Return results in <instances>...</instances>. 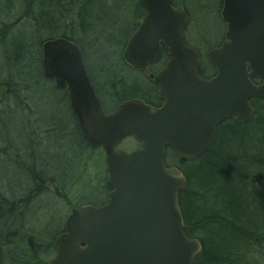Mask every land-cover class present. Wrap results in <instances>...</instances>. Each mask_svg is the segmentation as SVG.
Listing matches in <instances>:
<instances>
[{
  "label": "water",
  "instance_id": "obj_1",
  "mask_svg": "<svg viewBox=\"0 0 264 264\" xmlns=\"http://www.w3.org/2000/svg\"><path fill=\"white\" fill-rule=\"evenodd\" d=\"M139 1L146 16L123 59L144 71L168 53L170 62L154 78L164 101L159 108L136 99L108 114L80 47L67 39L42 45L44 76L68 90L85 142L106 154L113 189L105 206L72 211L50 264H201L203 245L186 235L180 207L188 181L178 167L167 166V150L181 162L195 161L218 126L255 117L251 100L261 99L264 110V0H223L227 30L223 45L209 55L216 69L210 80L199 76L200 54L186 45L185 11L171 0ZM129 137L141 147L118 150Z\"/></svg>",
  "mask_w": 264,
  "mask_h": 264
},
{
  "label": "trees",
  "instance_id": "obj_2",
  "mask_svg": "<svg viewBox=\"0 0 264 264\" xmlns=\"http://www.w3.org/2000/svg\"><path fill=\"white\" fill-rule=\"evenodd\" d=\"M7 1L9 6L1 10L2 0H0L2 28L0 45L9 46L4 52L5 56L1 57L3 65H0V94H3V98L13 99L12 104L17 108L22 106L20 101L22 97L27 104L24 105L25 117L17 122L20 123V128L15 142L12 134L4 129L8 122L12 124L13 120L11 122L9 119L7 110L5 113L0 111V144L5 145V149L12 148L9 149L12 150L9 157L0 159V163L11 164L13 170H17L19 174L23 173V176L27 175L32 182L27 188L28 195L17 201L11 199L19 195L21 188H17V192H12V181L11 184L6 185V188L3 186L5 192L2 189V193L8 195L9 199L0 201V264H49L48 260L38 256L39 251L34 249L33 242L22 249L17 242V240L22 242L25 238L23 235L19 237L26 213L20 209L29 208V204L41 190H44L42 184L45 176H56L52 178L54 183L58 181V177H61L53 173L52 164L42 163L40 152L42 151L43 156L48 151L45 141L48 136L68 131L79 138L81 148L77 145L76 149L75 147L71 149L75 162L82 159L83 155L93 154L96 151L85 143L77 117L70 107L74 124L61 129L49 119L39 116L36 108L29 106V101L34 99L32 92L51 86L57 96L63 95L69 103L67 90L57 89L54 83L44 77L42 45L49 40L64 38L79 45L84 52L81 39L74 34L71 35L69 30L73 25L71 23L79 26L82 35L87 30L89 2L87 0ZM172 1L176 7L184 5L177 0ZM14 3L19 5L21 13L20 19L11 23L9 19ZM133 3L136 9V26L122 43L123 50L146 14L139 0H133ZM203 9L209 8L203 6ZM221 9L220 0L219 11ZM218 14L220 16V12ZM25 26L30 28L36 37H33L30 31L22 33L21 29ZM13 31L17 35L8 38L9 33ZM111 32L110 28L106 30V36L110 37ZM15 50H18V53ZM121 62L123 64L121 69L116 65L101 69L103 86L93 82L104 105L106 106V101L109 100L120 103L132 99H142L152 105L155 102L156 86L144 76L138 75L140 79L133 81L128 76L129 69L123 61L122 54ZM20 83L25 84V89L19 97L15 86L18 87ZM252 103L258 110L256 117L247 124L240 125L229 120L219 126L215 140L205 155L197 161L181 163L174 155L176 165H173L185 173L189 183L187 190L180 194V206L186 225L185 233L189 238L201 241L204 249L201 264H264V111L261 109L260 100H254ZM65 128L68 129L67 132L64 131ZM37 133H41L43 142L41 144L37 141L40 137ZM167 163L169 164V161ZM38 178L43 181L40 185L37 183ZM4 180H9V177L5 179L0 174L2 184ZM101 185H104L102 194L107 193L109 190L107 183ZM22 192L26 194V190ZM62 232L63 229L51 235V241L45 246H43L46 243L44 240L38 245L45 253L54 256V244Z\"/></svg>",
  "mask_w": 264,
  "mask_h": 264
},
{
  "label": "rangeland",
  "instance_id": "obj_3",
  "mask_svg": "<svg viewBox=\"0 0 264 264\" xmlns=\"http://www.w3.org/2000/svg\"><path fill=\"white\" fill-rule=\"evenodd\" d=\"M71 1L72 0H69V2ZM87 1L89 2L87 8L88 18L86 19L87 30L83 33L84 36L80 33L79 26L74 23H71L73 25L71 26L69 33L71 35L74 34L75 37L81 39L84 48L85 61L91 79L95 84L98 82L103 86L104 83L100 76L102 68H111L112 65H116L120 69L123 67L121 62V54L123 50L122 43L125 42L129 33L134 30V27L136 26V9L133 0ZM177 2H182L184 4V7L182 6V8L188 11L191 18L189 27L185 31L186 40L190 45L200 50L203 64L206 69H209L210 64L208 62V55L212 49L222 43L225 33V26L218 14V12L221 14V11H219L220 0H184V2L182 0H177ZM7 6H9L8 1L2 0V9H0L4 10ZM203 6H207L209 9H203ZM13 8L9 19V22L11 23H15L20 19L21 13L19 5L14 3ZM1 19L5 20V18ZM73 22H75V20ZM109 28L112 29V32L110 33V37H107L105 31ZM1 29L0 26V30ZM14 31L9 33L8 38L9 36L17 35ZM29 31L31 32L32 30L30 28L28 29L26 26L21 29L22 33H27ZM31 34L33 37H36L34 32H31ZM8 48L9 46L7 44L0 45V65H3L1 57L5 56L4 52ZM15 52L18 53V50H15ZM127 71L128 76H130L133 81L140 79L136 72L130 70ZM210 71L212 70L210 69ZM24 85V83H20L18 87L15 86L18 90L19 97L25 89ZM6 90H9V88H6ZM1 94L0 111L5 113V110H7V113H9V119L11 122L13 120L12 124L8 122L5 128L3 125L1 128H4L7 133L9 131L12 134L13 142H15L18 137H16V134L18 135L17 131H19L20 128V123L17 122L22 120L26 115L24 105L27 104V101L22 97L20 100L22 101V106H20L21 108H17L12 104L13 99L3 98V94ZM31 94L34 99L29 101V106H31V108H36L39 116L49 119L50 122L57 124L61 129L67 125L74 124V119L69 109V103L65 100L63 95L57 96L51 86L43 87ZM117 103V101L112 100L106 101L107 110H114ZM67 130V128L64 129L66 132ZM2 131L1 133L3 134L4 131ZM39 136L40 137L37 141L41 144L43 143L41 140V133ZM45 141L47 143L46 148L48 151L42 156V149L40 150L42 163L52 164L53 173H57V176L61 177H58L56 183L52 182V178H55L56 176H45L44 182L41 181L40 178L37 179L39 185L43 182L42 187L44 190H41L40 194H38L29 204V208L20 209L26 213L24 214L25 220L19 237L23 235L25 238H23L22 242L19 240H17V242L21 249L33 242L34 249H38L37 251H39L38 256L49 261L54 257L51 256L50 253H45L38 244L44 240L46 243L43 246H45L51 241V235L58 233L64 228V224L74 207H81L86 204L96 205L104 200L103 197H97L95 194H98L99 191L102 190L104 185L101 184L106 183V162L104 159L105 157L103 158V154H101L102 152L100 151L93 154L88 153L83 155L82 159L75 162L76 159L72 156L71 149L75 146L77 147V145L79 147L80 143L78 136L72 135V132H58L54 135L48 136ZM4 146L5 145L0 144V159L9 157V153L12 151L9 150L12 149L11 147L5 149ZM76 147L74 149H76ZM137 148L138 142L132 137L127 138L119 147V149L128 152ZM168 161L169 166L176 165V159L173 153H170L168 156ZM12 168L11 164L0 163L1 176H4L5 179L9 177V180H4L0 190L3 189V186L6 188V185L11 184L10 181H12V192H17V188H21V191L18 193L19 195L11 199H16L17 201L28 195L27 188L30 187L32 181L27 175L23 176V173L19 174L17 170H13ZM65 172L66 174H64ZM3 190V192H5V189ZM22 190H26V194L25 192H22ZM0 194H2L0 201L5 198L9 199L8 195L1 192ZM15 220L17 221V219Z\"/></svg>",
  "mask_w": 264,
  "mask_h": 264
},
{
  "label": "flooded vegetation",
  "instance_id": "obj_4",
  "mask_svg": "<svg viewBox=\"0 0 264 264\" xmlns=\"http://www.w3.org/2000/svg\"><path fill=\"white\" fill-rule=\"evenodd\" d=\"M224 40H225V33H224V38H223L222 43H221L219 46L215 47V48H219L220 46H222ZM185 42H186V45H187V46H189L190 48L195 49L196 51H198L199 54H200V57L202 56L201 53H200V50H199L198 48H195L194 46L190 45V44L188 43V41L186 40V37H185ZM212 50H213V49H212ZM201 60H202V57H201ZM169 62H170L169 55H168V53L164 50V51H163V54H162V56H161V59L159 60V62H157V63H156L155 65H153V66H149V67H148L146 70H144V71H139L137 74H139V76H144L146 79H148V81L152 82V83L156 86L154 78H156L161 72H163V71L165 70V68L167 67V65H168ZM208 62H209V55H208ZM210 69H211L212 71H210ZM215 74H216V70H215V68H214V66H213L212 64H210L209 69H206L205 66H204V64H203V66H201V68H200V70H199V76H200L202 79H204V80H210V79H212V78L215 76ZM158 93H159V89H158V87L156 86V88H155V102L151 105V106H153L154 108H159V107H161V106L164 104V101L160 100ZM132 100H134V99H132ZM130 101H131V100H130ZM126 102H128V101H124V102L121 101L120 103H117L116 108H115L114 110H112V111H113V112L116 111L118 107H120L121 105L125 104ZM103 105H104V102H103ZM112 111H110V112H112ZM138 148H139V147H138ZM169 150H170V149H169ZM133 151H134V150H133ZM170 151H171V150H170ZM126 152H128V151H126ZM131 152H132V151H131ZM128 153H130V152H128ZM107 181H108V178H107V180H106V183H107ZM108 187H109V190L107 191V193H103V194H102V192L99 191L98 194H95V196H97V197H103V199H104L103 201H104V202L102 201V202H101L102 204L99 203V204H96V205H94V206H96V207H101V206H104V205L107 204V202H108V200H109V195H110L111 192L113 191L112 187H110V186H108Z\"/></svg>",
  "mask_w": 264,
  "mask_h": 264
},
{
  "label": "bare ground",
  "instance_id": "obj_5",
  "mask_svg": "<svg viewBox=\"0 0 264 264\" xmlns=\"http://www.w3.org/2000/svg\"><path fill=\"white\" fill-rule=\"evenodd\" d=\"M0 185H1V188H2V183L0 182ZM0 192L2 193V189L0 190ZM2 194H0V197H1ZM4 198H5V195H4Z\"/></svg>",
  "mask_w": 264,
  "mask_h": 264
}]
</instances>
